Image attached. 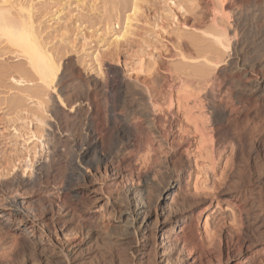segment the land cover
<instances>
[{
	"label": "bare ground",
	"instance_id": "obj_1",
	"mask_svg": "<svg viewBox=\"0 0 264 264\" xmlns=\"http://www.w3.org/2000/svg\"><path fill=\"white\" fill-rule=\"evenodd\" d=\"M240 6L232 0L224 10L235 14ZM140 9L135 0L124 31L104 53L99 79L53 57L29 6L0 0V43L27 65L11 78L34 81L26 96L41 110L23 111L12 101L21 108L24 144L0 167V217L28 248L20 260L6 254L0 264H264V62L212 78L215 101L193 96L184 71L180 87L166 92L147 76L127 84L119 49ZM215 39L223 46L221 35ZM244 171L261 185L253 212ZM223 185L236 210L232 225L215 231L206 215L199 233L201 206H210ZM243 218L260 234L234 236ZM219 239L225 249L213 247Z\"/></svg>",
	"mask_w": 264,
	"mask_h": 264
},
{
	"label": "rangeland",
	"instance_id": "obj_2",
	"mask_svg": "<svg viewBox=\"0 0 264 264\" xmlns=\"http://www.w3.org/2000/svg\"><path fill=\"white\" fill-rule=\"evenodd\" d=\"M10 1L29 6L41 42L53 57L61 58V61L71 59L76 69L102 79V70L107 63L104 53L114 48V38L124 31L127 16L131 14L135 0ZM231 1L138 0L141 9L130 22L133 34L119 49L122 53L118 63L120 76L126 78L127 84L129 79L147 76L153 80L157 89L163 88L166 92L180 87V79L184 77L181 72L184 71L189 74L188 90L192 95L215 101L211 93L214 87L211 82L216 76L225 72L232 73L235 68L240 72L251 71L259 62H264V9H261L263 0H241L242 7L235 14H229L224 9H227ZM217 35H221L223 46L217 43ZM4 46L0 43V72L3 74L0 76V167L15 148L23 147L24 144L21 136L23 120L19 112L21 108H13L12 101L17 99L23 111L41 112L34 99L26 96L27 89L35 88L34 81L17 84L11 78L18 76L14 71L16 68L24 67L27 71L25 60L15 56L12 50ZM181 53L187 59H182ZM244 81L241 78L237 83L243 85ZM30 142L27 141L29 147H32ZM247 154L244 151L237 158L242 167L246 165L243 157H247ZM126 165L125 168L128 167ZM131 165L134 166L135 162ZM244 174L248 181L246 178L245 180L251 183L247 184L251 187L249 194L253 195H250L251 205H248L250 210L247 211L253 212V205L259 200L261 185L255 179L248 178L247 171ZM232 176L233 172L229 173L228 179L234 181L227 184L231 188L237 184L235 176ZM163 177L166 178L165 174ZM226 189V185L220 186L213 191L218 198L214 197L210 206H201L205 209L199 216V233L203 231L206 215L210 219V228L215 231L221 227L225 230L232 225L231 212L236 210L227 199L228 195L224 194L228 191ZM218 191L224 192L218 194ZM117 216L115 214L113 218L112 233L115 235L121 232ZM235 226L231 232L236 237L253 238L260 234V230H255L250 220L245 218ZM8 232L11 233L10 225L0 217V234H3L0 239V259L9 254L13 261H18L24 256L28 245L24 242L26 240L22 241L25 247L23 243L18 244L15 241L16 236ZM226 244L228 243L225 239H219L213 243V247L225 249Z\"/></svg>",
	"mask_w": 264,
	"mask_h": 264
}]
</instances>
